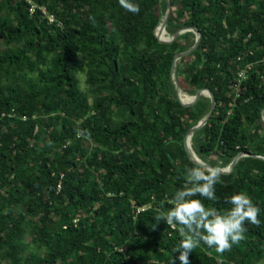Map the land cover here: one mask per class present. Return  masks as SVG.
Wrapping results in <instances>:
<instances>
[{
    "label": "trees",
    "instance_id": "obj_1",
    "mask_svg": "<svg viewBox=\"0 0 264 264\" xmlns=\"http://www.w3.org/2000/svg\"><path fill=\"white\" fill-rule=\"evenodd\" d=\"M132 2L138 14L118 0H0V264L178 257L181 226L155 217L174 206L185 169L198 165L184 139L211 98L183 106L175 90L174 56L196 33L161 42L167 0ZM171 5L170 34L195 27L202 35L177 62L181 88L207 87L217 100L192 147L220 168L242 154L221 173L215 200L192 199L225 214L227 198L245 192L261 221L245 222V240L223 254L201 242L189 264H264V0ZM77 129L90 136L77 138Z\"/></svg>",
    "mask_w": 264,
    "mask_h": 264
},
{
    "label": "clouds",
    "instance_id": "obj_2",
    "mask_svg": "<svg viewBox=\"0 0 264 264\" xmlns=\"http://www.w3.org/2000/svg\"><path fill=\"white\" fill-rule=\"evenodd\" d=\"M118 3L130 13L138 14L140 11L139 5L132 0H118ZM76 136L88 138L90 133L77 129ZM185 172L186 183L171 200L174 206L155 217L156 221L163 220L173 229L177 225L181 226L179 232L182 239L175 249L179 255L174 258L173 264H176L177 259L179 264H189V253L201 242L209 248H214L218 254H223L233 245L245 240V222L257 227L261 225L258 218L260 208L245 192L234 193L227 198V203L232 207L225 214L213 208H206L200 199H192L197 195L208 200L216 199L215 186L222 183L221 169L200 163L194 168L185 169Z\"/></svg>",
    "mask_w": 264,
    "mask_h": 264
},
{
    "label": "water",
    "instance_id": "obj_3",
    "mask_svg": "<svg viewBox=\"0 0 264 264\" xmlns=\"http://www.w3.org/2000/svg\"><path fill=\"white\" fill-rule=\"evenodd\" d=\"M171 10H172L171 0H167V10L165 12L164 17L162 18V21L160 22V24L156 28V31H157V29H162V30L167 32L166 27H167V24H168V21H169ZM186 31H194L196 33V40H195L194 45L191 48H189V49H187L185 51L179 52V53L175 54V56H174V60H173L172 67H171V71H172V77H173V80H174V84H175V87H176L177 97H178V100L181 102V104L183 106H192L193 104H195L199 100V98L202 95L209 96L211 98V108H210V111L208 112V114H206L195 126H193L187 132V134L185 136V139H184V146H185V149H186L189 157L193 161H195L197 164L203 163V164H205L207 166H210L212 168L221 169V173H230V172L233 171L235 165L237 164L238 160L242 156L241 153L233 159V161L230 163L229 166H227L225 168H220V167L212 166L209 163L203 161L196 154V152L194 151V149L192 147V137H193L194 133L198 129L202 128L209 121V119L211 118V116H212V114H213V112H214V110L216 108L217 100L215 98L214 93L209 88L204 87V88L199 89L196 92V94L192 95V99L190 101L185 102L181 98V93H184V91L181 88V85H180V82H179V79H178V75H177V62H178L179 59H181V58L189 55L190 53H192L198 47V45L200 43V40H201V36H202L200 31L197 28H195V27H185V28L177 30L172 35V38L168 39V40H165L164 38L159 36L158 33H156V36H157L159 41L164 42V43H170V42L174 41L176 38H178V36L181 33L186 32ZM262 118L264 120V109L262 111ZM262 158H264V157H262Z\"/></svg>",
    "mask_w": 264,
    "mask_h": 264
},
{
    "label": "built area",
    "instance_id": "obj_4",
    "mask_svg": "<svg viewBox=\"0 0 264 264\" xmlns=\"http://www.w3.org/2000/svg\"><path fill=\"white\" fill-rule=\"evenodd\" d=\"M50 20H53V18H50ZM250 66H251V64L249 65V67ZM246 77H247L246 70H243V71L239 72V82L238 83H234L233 86H232L233 90H234V92L236 94L235 98H237L240 95V93H239L240 83L243 81V79H246Z\"/></svg>",
    "mask_w": 264,
    "mask_h": 264
},
{
    "label": "bare ground",
    "instance_id": "obj_5",
    "mask_svg": "<svg viewBox=\"0 0 264 264\" xmlns=\"http://www.w3.org/2000/svg\"><path fill=\"white\" fill-rule=\"evenodd\" d=\"M158 30V29H157ZM164 32V35H159L164 39H169L172 38L170 34H168L166 31L162 30ZM183 96H188V97H182ZM181 98L183 99V101L187 102L190 101L192 99V95L188 94V93H181Z\"/></svg>",
    "mask_w": 264,
    "mask_h": 264
},
{
    "label": "rangeland",
    "instance_id": "obj_6",
    "mask_svg": "<svg viewBox=\"0 0 264 264\" xmlns=\"http://www.w3.org/2000/svg\"><path fill=\"white\" fill-rule=\"evenodd\" d=\"M168 32V31H167ZM156 33H157V31H156ZM168 34H170L169 32H168ZM171 35V37H172V35L173 34H170ZM84 76L83 75H80V80H81V87L82 88H85V80H84V78H83ZM176 90V89H175ZM190 95H192V94H190ZM30 239L28 238L27 239V242L29 241Z\"/></svg>",
    "mask_w": 264,
    "mask_h": 264
}]
</instances>
